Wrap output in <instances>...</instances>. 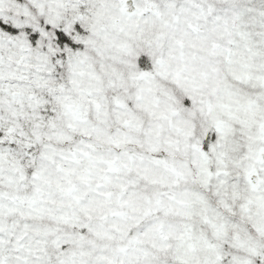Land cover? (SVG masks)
<instances>
[{
  "label": "snow or ice",
  "instance_id": "1",
  "mask_svg": "<svg viewBox=\"0 0 264 264\" xmlns=\"http://www.w3.org/2000/svg\"><path fill=\"white\" fill-rule=\"evenodd\" d=\"M0 264H264V0H0Z\"/></svg>",
  "mask_w": 264,
  "mask_h": 264
}]
</instances>
